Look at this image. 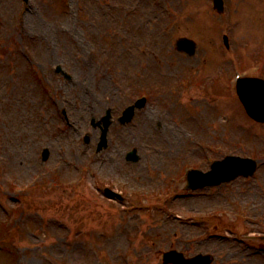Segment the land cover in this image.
I'll return each instance as SVG.
<instances>
[{
  "label": "rangeland",
  "instance_id": "obj_1",
  "mask_svg": "<svg viewBox=\"0 0 264 264\" xmlns=\"http://www.w3.org/2000/svg\"><path fill=\"white\" fill-rule=\"evenodd\" d=\"M263 32L264 0H224L221 14L212 0H0V222L6 240L13 233L0 264H161L147 250L195 252L193 228L182 222L214 204L176 197L181 170L227 153L264 160V125L247 118L233 90L236 74L264 76ZM181 36L196 41L194 56L175 51ZM143 43L162 49L164 92L181 79L185 94L148 104L130 124L114 122L99 162L90 120L146 87L128 76L144 72L133 64ZM134 146L141 161L132 166L124 155ZM98 178L128 192L155 182L164 203L123 210L95 191ZM227 188L248 209L264 204V166ZM235 264L264 262L240 256Z\"/></svg>",
  "mask_w": 264,
  "mask_h": 264
},
{
  "label": "water",
  "instance_id": "obj_2",
  "mask_svg": "<svg viewBox=\"0 0 264 264\" xmlns=\"http://www.w3.org/2000/svg\"><path fill=\"white\" fill-rule=\"evenodd\" d=\"M251 115H253L254 117H259V118H262L263 120H264V115H260V113L259 112H252L251 113ZM212 173L210 172V173H208V174H205L204 176H201V180H205L204 182H195V184H192L191 186L192 187H195V186H200V185H202V184H206V183H212V182H216L217 180H211V179H213V177L212 176H209V175H211ZM195 175V173L194 172H192L190 175H189V180H191V181H193V179L191 178V176H194ZM209 178V179H208ZM178 264H180V263H178ZM181 264H186V263H181Z\"/></svg>",
  "mask_w": 264,
  "mask_h": 264
}]
</instances>
